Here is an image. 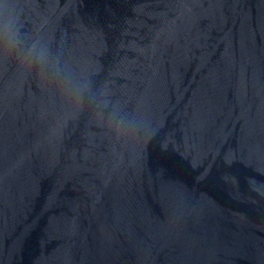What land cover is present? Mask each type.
Returning <instances> with one entry per match:
<instances>
[{"label": "water", "instance_id": "obj_1", "mask_svg": "<svg viewBox=\"0 0 264 264\" xmlns=\"http://www.w3.org/2000/svg\"><path fill=\"white\" fill-rule=\"evenodd\" d=\"M0 264H264V0H0Z\"/></svg>", "mask_w": 264, "mask_h": 264}]
</instances>
